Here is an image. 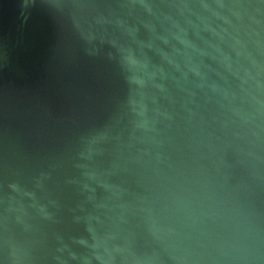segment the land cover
Segmentation results:
<instances>
[{"label":"water","instance_id":"1","mask_svg":"<svg viewBox=\"0 0 264 264\" xmlns=\"http://www.w3.org/2000/svg\"><path fill=\"white\" fill-rule=\"evenodd\" d=\"M0 264H264V0H0Z\"/></svg>","mask_w":264,"mask_h":264}]
</instances>
